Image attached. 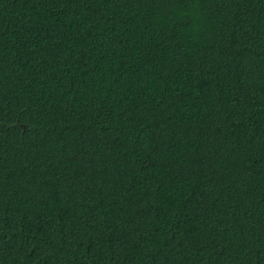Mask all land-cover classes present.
<instances>
[{"label":"trees","instance_id":"obj_1","mask_svg":"<svg viewBox=\"0 0 264 264\" xmlns=\"http://www.w3.org/2000/svg\"><path fill=\"white\" fill-rule=\"evenodd\" d=\"M0 264H264V0H0Z\"/></svg>","mask_w":264,"mask_h":264}]
</instances>
